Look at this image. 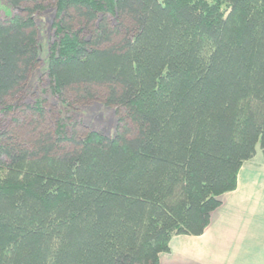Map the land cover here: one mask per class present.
Masks as SVG:
<instances>
[{"label":"trees","instance_id":"trees-1","mask_svg":"<svg viewBox=\"0 0 264 264\" xmlns=\"http://www.w3.org/2000/svg\"><path fill=\"white\" fill-rule=\"evenodd\" d=\"M45 75L66 111L24 104ZM0 264H158L264 152V0H0Z\"/></svg>","mask_w":264,"mask_h":264},{"label":"crops","instance_id":"crops-1","mask_svg":"<svg viewBox=\"0 0 264 264\" xmlns=\"http://www.w3.org/2000/svg\"><path fill=\"white\" fill-rule=\"evenodd\" d=\"M202 235L175 236L158 264H264V152L240 169Z\"/></svg>","mask_w":264,"mask_h":264},{"label":"rangeland","instance_id":"rangeland-1","mask_svg":"<svg viewBox=\"0 0 264 264\" xmlns=\"http://www.w3.org/2000/svg\"><path fill=\"white\" fill-rule=\"evenodd\" d=\"M54 11H47L35 17L38 29V41L41 47V63L38 69L32 74L27 90L24 104L33 106L40 103L53 112L56 111L57 118H72V123H80L82 129H91L101 132L106 136H113L117 131L118 116L113 108L107 107L101 103H87L77 107V110L66 111L60 102L51 94L50 83L45 75L46 58L48 46L53 38L52 20ZM0 122L8 123L9 119L3 118L0 109ZM86 131V130H85Z\"/></svg>","mask_w":264,"mask_h":264}]
</instances>
